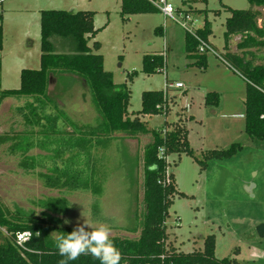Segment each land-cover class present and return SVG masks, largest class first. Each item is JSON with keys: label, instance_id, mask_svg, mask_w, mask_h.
I'll return each instance as SVG.
<instances>
[{"label": "rangeland", "instance_id": "rangeland-1", "mask_svg": "<svg viewBox=\"0 0 264 264\" xmlns=\"http://www.w3.org/2000/svg\"><path fill=\"white\" fill-rule=\"evenodd\" d=\"M173 3L175 19L165 17L162 12L122 15L121 0H0L4 16L0 88H19L23 68H40L43 10L93 11L98 31L89 45L100 42L96 52L103 56L104 69L112 73L115 84H127L130 88L129 112L141 110L143 91L163 90L175 97L170 114L141 116L142 120L150 129H160L165 121H176L179 116L185 120L194 156L182 153L167 158L168 173L174 174L178 190L185 194L176 196L170 208L168 242L180 251L191 252L203 249L205 238L214 235L217 258L234 257L240 264H264V235L258 232V227L264 225V139L251 138L245 132L248 82L226 56L227 51L241 53L238 49L241 35H234L228 43L225 39L228 8L247 9L250 3L248 0H173ZM205 23L212 30L208 39L213 50H207V68L202 70L186 50V35L203 28ZM258 23L261 25L262 20ZM151 54H163L166 62L163 69L148 74L143 71V59ZM73 78L72 82L63 83L66 86L63 88L52 77L49 97L63 111V116L76 124L96 126L100 115L86 83L77 76ZM177 81L184 87L166 88L167 83ZM27 102V98L9 97L0 104V138H6L0 144V202L8 216L23 219L41 216L46 209L40 200L64 196L69 209L65 213H52V219L48 218L51 223L76 228L87 220L93 227L100 223L109 225L110 236L138 238L145 208L143 154L151 135L122 134L106 147L101 146L99 162L105 173L102 195L92 190L51 189L38 175L46 167L23 168L22 151L12 149L16 141L13 138L31 128L26 127L20 110ZM51 108L49 105L46 110L51 112ZM60 124L62 129L72 130L64 118ZM24 140L28 142L30 135L24 136ZM32 143L26 154L38 162L46 153L42 150L44 142ZM232 144L242 146L232 156L206 158L210 151L228 149ZM25 146L23 142L21 147ZM74 157L68 159L71 165L76 163ZM199 161H206L204 169ZM0 229L7 234L5 228ZM53 235L56 237L58 233Z\"/></svg>", "mask_w": 264, "mask_h": 264}, {"label": "trees", "instance_id": "trees-1", "mask_svg": "<svg viewBox=\"0 0 264 264\" xmlns=\"http://www.w3.org/2000/svg\"><path fill=\"white\" fill-rule=\"evenodd\" d=\"M158 1L121 0V13H157L160 12L156 4ZM248 1L250 7L247 9L228 8L230 15L225 22V39L228 43L232 36L241 35L238 43L241 53L227 51L226 56L248 82L245 132L251 138L264 139V51L259 54L254 50H264V0ZM3 18L0 12V73ZM259 19L262 20L261 25ZM40 29V68H23L19 88H0V104L9 97L28 99L20 110L26 127L31 128L13 138L16 141L12 146V149H20L23 153L20 165L28 169L46 167V171H39L38 175L51 189L92 190L94 194L102 195L105 173L99 162L101 146L106 147L122 134L130 137L150 134L152 140L145 146L143 154L145 208L140 235L136 239L111 236L122 254L120 264H240L234 257H216L214 235L205 238L203 249L191 252L180 251L168 242L170 208L176 196L185 194L178 190L174 174L168 173L170 166L167 158L182 153L194 156V151L189 146L183 117L165 121L160 129H150L141 116L165 114L167 117L175 97L163 90L143 91L141 110L132 114L129 112L130 88L127 84H115L112 73L104 69L103 56L96 52L100 42L94 41L92 46L89 45V40L98 31L93 11L43 10ZM211 33L210 26L205 23L203 28L186 35V50L189 56L195 58L194 64L202 70L207 68V49L201 50L200 45L201 42L210 45L208 38ZM165 62L163 54L146 55L143 71L155 73L165 67ZM73 76L86 83L92 103L100 115L96 126L76 124L68 116H63V111L49 97L52 77L58 79L60 86L72 82ZM31 99L34 101L31 102ZM49 105L51 112L46 110ZM62 118L72 130L62 129ZM26 135H30L28 142L23 141ZM5 141L6 138H0V144ZM35 141L44 142L42 150L46 152L38 162L26 154L31 149L28 145L35 144ZM23 142L25 148L21 147ZM241 147L240 144H232L228 149H215L206 158L230 157ZM72 156H75L73 162H76L73 165L68 163ZM199 162L204 169L206 161ZM40 204L46 209L41 216L31 215L23 219L10 218L0 202V227L7 232L5 234L0 229V264H59L63 259L56 248L53 232L67 235L74 228L53 224L48 218L52 219V213L67 212L69 201L64 196H51L40 200ZM27 230L32 232V238L22 247L18 246L16 235ZM69 264H100V261L91 255H81Z\"/></svg>", "mask_w": 264, "mask_h": 264}, {"label": "clouds", "instance_id": "clouds-1", "mask_svg": "<svg viewBox=\"0 0 264 264\" xmlns=\"http://www.w3.org/2000/svg\"><path fill=\"white\" fill-rule=\"evenodd\" d=\"M86 228L91 230L88 231ZM111 231V227L107 224L100 223L93 227L86 220L83 225H78L71 233L57 235L56 248L59 255L63 257L59 264H69L81 255H91L99 260L100 264H120L122 254L111 239Z\"/></svg>", "mask_w": 264, "mask_h": 264}, {"label": "built area", "instance_id": "built-area-1", "mask_svg": "<svg viewBox=\"0 0 264 264\" xmlns=\"http://www.w3.org/2000/svg\"><path fill=\"white\" fill-rule=\"evenodd\" d=\"M156 4L159 7L160 12H162L165 15V17L175 19L174 13L176 12V8L173 3V0H159ZM185 17L189 22L191 21L190 17L188 16ZM200 49L201 50L207 49L208 51L213 50L210 45L204 42H201ZM183 86L184 85L182 82H175V83H167L166 88L167 89L172 87L181 88ZM32 235H33L32 232L28 230L19 232L16 235V239H15L16 243L18 244V246L22 247L27 241H29L32 238Z\"/></svg>", "mask_w": 264, "mask_h": 264}, {"label": "water", "instance_id": "water-1", "mask_svg": "<svg viewBox=\"0 0 264 264\" xmlns=\"http://www.w3.org/2000/svg\"><path fill=\"white\" fill-rule=\"evenodd\" d=\"M258 232H259V234L260 235H264V225H260L259 227H258Z\"/></svg>", "mask_w": 264, "mask_h": 264}, {"label": "crops", "instance_id": "crops-1", "mask_svg": "<svg viewBox=\"0 0 264 264\" xmlns=\"http://www.w3.org/2000/svg\"><path fill=\"white\" fill-rule=\"evenodd\" d=\"M233 37V36H232ZM178 82V81H177ZM184 87V86H183ZM172 88H175V87H172ZM182 88V87H181Z\"/></svg>", "mask_w": 264, "mask_h": 264}]
</instances>
